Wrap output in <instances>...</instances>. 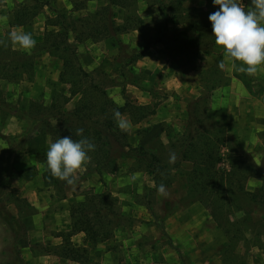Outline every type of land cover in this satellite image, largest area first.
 <instances>
[{"label":"rangeland","instance_id":"obj_1","mask_svg":"<svg viewBox=\"0 0 264 264\" xmlns=\"http://www.w3.org/2000/svg\"><path fill=\"white\" fill-rule=\"evenodd\" d=\"M45 3L64 15L69 43L100 89L119 106L129 100L154 110L140 123L127 111L122 118L130 125L127 144L167 164L158 179L166 197L157 194L154 176L139 168L136 152L114 139L112 170L92 171L90 159L72 186L48 172L46 152L61 126L54 115L69 87L61 82L62 59L42 51L46 32L53 33L51 41L63 32ZM120 3L112 10L120 32L95 39V23L109 0H0V41L8 44H0V264H69L54 248L62 243L58 236L72 228V205L92 193H111L123 217L110 238L89 248L91 264H264V73L250 77L219 67L222 51L207 16L218 10L213 0H185L177 17L191 14L193 25H171L149 47L145 36L164 24L158 5ZM242 3L251 6V0ZM35 8L39 13L30 23L14 24L18 11ZM11 32L31 33L36 41L31 54L11 46ZM23 56H32V68L20 77L3 72ZM77 99L64 110L71 112ZM190 124L200 134L214 131L226 138L219 172L232 170L230 156L241 167H253L245 197L231 212L208 207L207 197L189 186L193 164L184 160L181 146ZM171 153L177 155L174 165L168 163ZM84 239L79 233L73 242L84 246Z\"/></svg>","mask_w":264,"mask_h":264},{"label":"trees","instance_id":"obj_2","mask_svg":"<svg viewBox=\"0 0 264 264\" xmlns=\"http://www.w3.org/2000/svg\"><path fill=\"white\" fill-rule=\"evenodd\" d=\"M120 1L123 0H109V4L101 9L100 18L95 23V32L93 31L94 36L92 37L95 39L97 37L108 38L112 33L120 32L121 26L117 25L112 12L113 6L124 5ZM153 1L158 5L164 24H160L158 28L155 27V34L148 33L145 36L148 42L147 47L161 42L171 25H193L194 17L191 14H187L183 18L177 17V13L183 9L185 0H170L168 4L163 0ZM45 4L56 13L58 25L62 27L63 32H57L55 35L57 38L53 41L51 38L49 40V35H53V33L46 32L42 51L58 55L62 59L61 82L69 87V96H61L60 101H63L58 103L60 105L58 114L54 115L58 123L61 124L55 132V141L66 136L74 140L83 137L88 138L95 145V150L88 153L92 161L91 169L101 172L110 167L114 168L115 155L112 146L114 139L115 142L123 143L130 150L136 152L139 168H145L149 174L154 176L156 185L157 182L159 185L161 173H166L167 164H162L161 159L156 155L150 156L146 148L142 146L130 147L127 144V133L119 129L113 118L114 110H118L121 114L127 111L135 123H140L152 115L154 110L150 105H135L129 100L123 106H119L108 96L106 91L100 89L95 84L92 75L81 65L76 49L69 43V31L64 15L52 4ZM27 11H31V14ZM27 13L29 16L26 18L25 14ZM38 13L36 8L34 11L32 9L20 10L14 16V24L26 25ZM205 16L206 14L203 13L197 20L200 27L206 20ZM54 22L56 23V21ZM174 40L177 41L178 38ZM51 42L54 43L48 45ZM180 50L177 48L178 52ZM14 63L15 66L3 70L4 73L7 72L9 77L12 72L15 77L16 75L20 77L25 69L34 66L32 56L19 57ZM123 94L125 95V93ZM75 97L78 99L74 109L71 112L64 110L66 104ZM37 109L39 110V108ZM191 127L190 124L188 127L190 130L187 129L181 146L184 160L193 164V168L188 174L189 186L194 194L207 197L206 202L202 201L208 207H220L221 210L228 207V211L231 212L233 207H237L238 201L245 197V184L253 175V167L251 164L241 167L242 162L238 163L239 159L235 160L230 156L232 170L219 172L217 166L222 161L220 147L225 144L226 138L220 132L214 133V131L200 134L196 129L191 130ZM77 129H83V137L76 135ZM231 150L233 151V148ZM122 217L119 200L111 193L85 195L83 200L72 205L70 212L72 228L69 232H64L58 236L62 238V243L54 248V254L69 264H91L89 248L110 238L114 226L118 225V221ZM6 222L10 225L7 220ZM157 224L166 233L163 221L160 220ZM79 233L85 235L84 246H77L73 242V237ZM13 254L20 259V253L16 248Z\"/></svg>","mask_w":264,"mask_h":264},{"label":"clouds","instance_id":"obj_3","mask_svg":"<svg viewBox=\"0 0 264 264\" xmlns=\"http://www.w3.org/2000/svg\"><path fill=\"white\" fill-rule=\"evenodd\" d=\"M213 5L218 6V10L208 19L215 45L222 51L219 67L223 69L227 65L250 77L264 73V0H251L250 7H245L242 0H213ZM8 41L12 47L28 54L36 45L31 33L27 32H11ZM0 44L8 46L5 41H0ZM113 118L121 131L129 130V123L118 110H114ZM76 135L83 137V129H77ZM94 150L95 145L86 137L79 140L60 137L48 146L47 170L53 178L72 186L90 162L88 153ZM176 160L177 155L171 153L168 163L174 165ZM161 176L164 177V173ZM157 194L162 197L168 195L163 181L157 186Z\"/></svg>","mask_w":264,"mask_h":264},{"label":"crops","instance_id":"obj_4","mask_svg":"<svg viewBox=\"0 0 264 264\" xmlns=\"http://www.w3.org/2000/svg\"><path fill=\"white\" fill-rule=\"evenodd\" d=\"M2 222V221H1ZM2 223H4V222H2Z\"/></svg>","mask_w":264,"mask_h":264}]
</instances>
